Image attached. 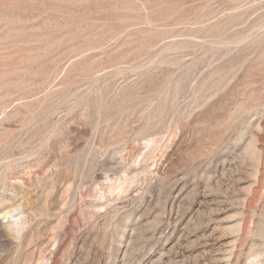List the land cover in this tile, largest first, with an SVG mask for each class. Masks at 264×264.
Masks as SVG:
<instances>
[{"label":"rangeland","instance_id":"rangeland-1","mask_svg":"<svg viewBox=\"0 0 264 264\" xmlns=\"http://www.w3.org/2000/svg\"><path fill=\"white\" fill-rule=\"evenodd\" d=\"M0 264H264V0H0Z\"/></svg>","mask_w":264,"mask_h":264}]
</instances>
